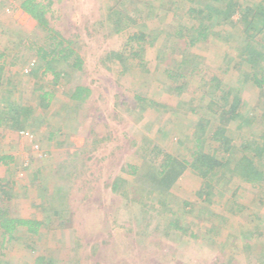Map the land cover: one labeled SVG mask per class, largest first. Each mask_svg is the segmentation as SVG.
I'll list each match as a JSON object with an SVG mask.
<instances>
[{"label": "rangeland", "instance_id": "obj_1", "mask_svg": "<svg viewBox=\"0 0 264 264\" xmlns=\"http://www.w3.org/2000/svg\"><path fill=\"white\" fill-rule=\"evenodd\" d=\"M42 1L50 2V25L74 42L83 64L78 70L57 63L66 75L56 82L51 74L33 76L38 63L30 50L33 42L55 41L19 7L20 0H0V54L6 53L0 59V96L6 94L9 108L4 117L13 115L15 106L33 112L26 127L8 116V129L0 128V155H16L10 173L0 169L6 172L0 206L46 222L39 236L20 228L5 249L0 235V264H264V185L243 183L224 170L221 191L218 177L207 190L190 168L167 190L149 176L153 164L146 161L153 148L188 157L195 143L193 125L201 121L199 112L192 113L194 101L178 94L168 76L170 69L192 68L175 63L188 50L175 31L179 24L195 22L187 11L191 3ZM236 1L258 8L261 0ZM213 23L221 38L199 42L190 55L200 57L196 60L209 79L232 69L226 79L252 117L245 133L254 139L264 131V96L248 81L252 74L245 73L251 69L235 67L245 34L241 25L228 29ZM141 32L147 33L143 39ZM254 35L252 44L262 47L257 43L263 44L264 33ZM259 67L264 68V59ZM79 83L91 93L76 107L69 97ZM46 92L44 102L50 104L44 108ZM235 96L229 95L228 102ZM22 129L30 135H21ZM230 136L233 149L217 155L233 163L252 154L241 150L238 135ZM180 138L184 144L177 142ZM213 145L208 139L203 149ZM254 160L264 162L258 156ZM162 161L158 157L159 165Z\"/></svg>", "mask_w": 264, "mask_h": 264}, {"label": "trees", "instance_id": "obj_2", "mask_svg": "<svg viewBox=\"0 0 264 264\" xmlns=\"http://www.w3.org/2000/svg\"><path fill=\"white\" fill-rule=\"evenodd\" d=\"M191 3L188 7V12L195 21L190 27L182 24L177 25L175 31L176 36L182 39H186L188 50L184 51L181 55V60L175 61L177 65L186 66L189 65L190 69L186 72H174L172 69L168 71V76L173 80L175 87L174 90L178 94L194 101V108L192 113L197 115L200 113L201 121H197L193 125L192 134L195 139L194 146H190V155L184 159H180L179 156L175 155L172 151H166L161 149L160 146L156 145L150 152L146 164H153L149 170V176L156 184L167 190L172 188L174 184L184 176L188 169H192L198 173V175L205 181V188L207 190L213 189L215 179L216 183L224 181V170H227L229 174L238 176L243 183H249L254 187H260L264 185V162L258 165L256 160L257 156L264 158V131L254 139L246 135V130L251 125L252 117L245 112V104L242 98L239 97V93L234 94V86L231 87L232 81H228L226 77L232 71L229 67H225L221 73L217 76L214 75L211 79L204 77L203 69L199 66L198 62H201L200 57L196 54L195 56L190 55V48L196 47L199 42L210 43L212 39L217 36L220 32L215 31L213 22L221 24L222 28H228L232 25L233 28L237 29L236 26L242 28L243 34H245L246 43L243 48H240V61L235 67H246L251 69L252 72H247L249 76L248 81H251L255 86L259 87L260 95L264 96V68L259 67L264 59V41L263 44L257 43L252 44V39L255 38L254 31L257 35L264 33V0H261L258 8L251 7L250 5H244L236 0H186ZM49 3L42 0H20L19 7L34 20L37 21L39 27L46 31L55 42L52 43H39L33 42L32 49L38 59V63L35 68L31 69L33 76L41 74L52 75L53 82H56L59 77L65 76L66 72L58 70L57 63L61 61L66 65L80 70L82 68L83 60L81 55L73 47V41L64 38L58 31L50 25V20L47 17L49 9ZM241 4L243 6H241ZM238 14L239 17H236ZM236 18V19H235ZM4 34V32H3ZM141 38L143 39L147 33L141 32ZM229 36V35H228ZM234 46V45H233ZM235 47V46H234ZM6 55L5 52L0 54V59ZM123 61V60H122ZM202 64V62H201ZM3 64H0V86L3 84ZM194 66V67H193ZM234 67V68H235ZM182 67H180L181 69ZM173 72V73H172ZM227 75V76H224ZM196 80V81H195ZM230 85H229V84ZM213 89L218 94H209V90ZM91 90L89 87L83 84H77L70 93L69 100L73 105L80 106L90 95ZM233 98V102H228V96ZM209 96V97H208ZM49 93L43 94V105L44 108L49 107L50 102H44L48 99ZM0 105L2 110L0 115V126L5 125L6 118L12 116L16 119L14 125H20L26 127L28 120L30 119L32 109L24 107H14L13 115L8 114L4 117V112H8L9 108L7 105L8 98L6 94L0 96ZM50 99V98H49ZM202 104V107L201 105ZM22 105V104H21ZM1 108V107H0ZM201 115V112H203ZM4 117V118H3ZM216 118V123L211 119ZM213 123L214 127L210 126ZM23 124V125H21ZM24 130V129H22ZM234 132V135H238L242 139L239 146L242 151L252 150V154H243V157L236 161H229L225 159V154L233 149V137L230 135ZM230 136V137H229ZM210 139L212 141L214 149L209 151L204 150L205 142ZM178 143L184 144L182 139L177 140ZM194 147V148H193ZM224 152V156L217 155L218 151ZM226 152V153H225ZM161 155V156H160ZM229 156V155H228ZM158 157H162L163 161L160 165L157 163ZM7 158L6 156L3 157ZM157 164V165H156ZM137 169V167H135ZM223 183H220L218 189L221 191ZM209 194V192H208ZM4 197L9 198L8 193L3 194ZM55 215H59L60 211L56 207L54 210ZM177 222V221H176ZM175 222V223H176ZM178 223V222H177ZM46 222L37 218H26L16 215H12L10 209H3L0 206V235L2 236V248H6L5 245L13 240L17 239V232L20 228H25L26 232L32 236H39L41 227H44ZM177 228L182 230V226L177 224ZM4 252V251H3ZM6 254V253H4ZM39 260H44L43 255L38 256Z\"/></svg>", "mask_w": 264, "mask_h": 264}, {"label": "crops", "instance_id": "obj_3", "mask_svg": "<svg viewBox=\"0 0 264 264\" xmlns=\"http://www.w3.org/2000/svg\"><path fill=\"white\" fill-rule=\"evenodd\" d=\"M33 19V18H32ZM34 20V19H33ZM0 128L2 129V130H6V129H8V125H2V126H0ZM1 135V134H0ZM2 136V135H1ZM3 137V136H2ZM4 156H6L7 158H4L3 159V157ZM15 158H16V155L13 153V154H8V155H0V169H2V168H6L7 167V173L10 171V169H8V168H11V165L13 164V161L15 160ZM6 173V172H5ZM5 173L3 172V173H1L0 174V182H3V181H5V178H4V175H5ZM10 173V172H9ZM11 199V197L9 198V200Z\"/></svg>", "mask_w": 264, "mask_h": 264}, {"label": "built area", "instance_id": "obj_4", "mask_svg": "<svg viewBox=\"0 0 264 264\" xmlns=\"http://www.w3.org/2000/svg\"><path fill=\"white\" fill-rule=\"evenodd\" d=\"M20 134L28 136V135H30V132H28L26 130H23V131L20 132Z\"/></svg>", "mask_w": 264, "mask_h": 264}]
</instances>
